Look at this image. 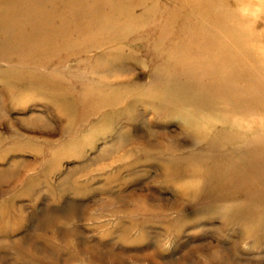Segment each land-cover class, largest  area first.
Here are the masks:
<instances>
[{
    "label": "rangeland",
    "instance_id": "rangeland-1",
    "mask_svg": "<svg viewBox=\"0 0 264 264\" xmlns=\"http://www.w3.org/2000/svg\"><path fill=\"white\" fill-rule=\"evenodd\" d=\"M224 1L0 0V264H264V0Z\"/></svg>",
    "mask_w": 264,
    "mask_h": 264
},
{
    "label": "bare ground",
    "instance_id": "bare-ground-1",
    "mask_svg": "<svg viewBox=\"0 0 264 264\" xmlns=\"http://www.w3.org/2000/svg\"><path fill=\"white\" fill-rule=\"evenodd\" d=\"M210 1L211 0H195V2H193V4H192V7L195 6L198 9H205L207 7V5L209 4L208 2H210ZM237 2H239V3L243 4V5H245L247 3L246 0H237ZM223 3H224V5H226V2L224 0H223ZM250 6L251 5L249 4L248 7H250ZM248 7H246V8L247 9H251V8H248ZM263 9H264V5H263ZM213 13H214L213 18H214V21L216 22V24L218 23L219 25H222L223 26L222 22L224 23V21H222V13L220 11H218V10L214 11ZM239 26H241V25L239 24ZM246 26H249V25L246 24ZM248 43H249L248 42V38L245 35L244 28H241V29H238L237 30L236 35H235V37L232 38V40H229V41L227 40L225 43L222 44V46L224 48H226V49L228 48V49L233 50V51H235V49H236L237 52L240 54V56H243V57H245V56L252 57V55H254L253 54L254 53V51H253L254 49ZM208 46H209L208 42L205 41L198 48V50L201 53H203L206 50H208ZM219 57L222 58L223 60L227 58V57H224L223 58V54L222 53H220ZM194 62L197 63L196 61H194ZM192 66H194L193 63H192ZM211 66H216V62L213 61L212 63L209 64L208 67H211ZM196 68L197 69H200L201 67L200 66L199 67L197 66ZM247 69H248V67H247Z\"/></svg>",
    "mask_w": 264,
    "mask_h": 264
}]
</instances>
